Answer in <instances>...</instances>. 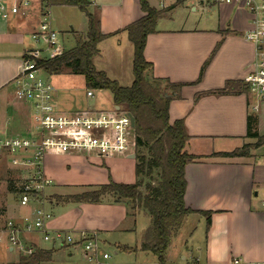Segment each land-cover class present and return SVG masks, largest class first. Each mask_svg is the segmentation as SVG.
<instances>
[{
	"label": "crops",
	"instance_id": "obj_1",
	"mask_svg": "<svg viewBox=\"0 0 264 264\" xmlns=\"http://www.w3.org/2000/svg\"><path fill=\"white\" fill-rule=\"evenodd\" d=\"M90 1V12L99 16L101 31L108 35L98 44L99 55L94 58V65L110 79L129 86L133 81V45L125 27L143 16L144 12L138 0ZM148 2L155 8L166 10V13L157 21L155 32L146 40L144 55L152 64L147 76L183 84L179 95H172L169 117L170 121L184 120L189 134L186 151L199 156L185 168L187 185L184 202L193 210L210 212L208 229L203 214L196 212L185 217L183 224L189 218L197 217V227L189 231V243L186 239L183 241L179 260L165 256L166 261L172 264H234V259L239 261L238 264L264 261V203L258 198L259 191L264 189V144L249 147L245 156L220 155L255 143L256 137L247 136L249 116L253 120L252 132L257 136L264 135V100L259 101L248 92H213L223 88L227 81L241 82L253 68L254 48L243 38V33L250 27L249 14L230 4L201 8L193 0H185L179 5L176 0H158L156 4L152 0ZM40 9V0H31L25 15L0 14V133L20 135L29 127L28 105L14 97L12 80L19 73L24 57L33 54L36 59L49 58L45 43L31 38L41 21ZM80 13L78 27L70 26L73 47L75 37L84 36L87 29V19ZM162 20L180 23L166 26L160 23ZM53 25L58 26V23ZM30 41L37 45H29ZM63 43H59L62 52L66 51ZM44 53L45 56H42ZM210 55L212 57L197 81L200 69ZM44 74L48 73L43 70L41 75ZM78 76L85 87L84 77ZM125 79L131 83H125ZM8 85L11 86L10 91ZM53 87L57 103L58 89ZM57 106L63 111L72 110L69 112L85 110L75 100L61 106L57 103ZM255 106L257 110L253 109ZM112 107L115 105L112 104ZM229 141L239 142L232 149H223V144ZM130 157L131 154L101 158L94 154L48 152L44 159V172L51 181L45 188L43 199L21 205L14 187L13 191H9L7 186L8 191L16 196L15 204L9 207L7 194L3 196L0 188V205L3 201L6 204L2 210L4 222L0 219V230L9 221L21 223L24 218L32 219L34 209L42 206L51 214L47 222L50 229L96 232L100 245H105L104 238L115 232L121 241L114 244L122 252L147 253L139 249L141 236L149 224L145 210H133L128 203L116 201L110 196L96 203L68 199L109 181L134 183L135 157ZM126 161H131L128 166L131 173L128 168L125 171L130 178H124L123 174L114 175L116 170L120 172L119 164L127 165ZM58 186L72 192L63 193ZM139 214L147 217L148 223L131 244L129 236L135 232ZM198 228L202 231L197 232ZM2 235L1 241L7 251L13 252L15 247L7 242L6 234ZM38 235L41 234L33 231L22 232L19 236L23 244L32 246L34 251L50 253L49 259L31 260L18 250V256L13 257L11 262L0 264H54L57 263L53 260L54 256L59 251L68 249L67 255L71 257L73 252L69 249L79 247H41L36 239ZM84 253L82 250L85 257Z\"/></svg>",
	"mask_w": 264,
	"mask_h": 264
},
{
	"label": "trees",
	"instance_id": "obj_2",
	"mask_svg": "<svg viewBox=\"0 0 264 264\" xmlns=\"http://www.w3.org/2000/svg\"><path fill=\"white\" fill-rule=\"evenodd\" d=\"M184 1L176 0V4H182ZM40 2L41 5L78 8L87 19V29L84 36L75 37L73 48L53 58L36 59L37 65L48 74L69 72L82 75L87 90H108L113 104L128 112L134 120L135 182L126 184L109 181L90 191L69 196L68 199L96 203L103 197L110 196L116 201L128 203L133 210L136 208L145 210L149 224L141 236L139 249L154 254L157 264H172L166 261L165 253L185 217L196 212L203 214L208 229L210 212L193 210L184 202L187 185L185 168L199 159V156L186 151L189 134L184 120L179 118L170 121L169 117L172 95L178 96L183 84L172 83L167 79L163 82L159 78L147 76L152 64L144 55L146 40L148 35L155 32L156 23L164 17L166 10L151 6L148 0H138L144 14L125 27L128 39L133 45V81L129 86H123L116 80L110 79L104 71L96 69L94 65L93 60L99 55L98 44L108 35L101 31L99 16L95 12H90L91 1L40 0ZM212 55L203 63L197 81L201 79ZM247 91L242 81H227L223 88L213 92L224 94ZM252 123L253 120L249 116L247 136L256 137L255 143L243 145L230 152H222L220 155L245 156L249 147L263 145L264 135L257 136L253 133ZM141 148H145L146 154L138 152ZM155 171H157L156 175ZM8 189L13 191L11 181L8 183ZM49 256L50 253L36 250L29 255V258L47 260Z\"/></svg>",
	"mask_w": 264,
	"mask_h": 264
},
{
	"label": "built area",
	"instance_id": "obj_3",
	"mask_svg": "<svg viewBox=\"0 0 264 264\" xmlns=\"http://www.w3.org/2000/svg\"><path fill=\"white\" fill-rule=\"evenodd\" d=\"M201 8L222 4L236 6L249 14L250 27L243 38L254 48L253 68L243 83L259 101L264 100V0H193ZM31 0H0V14L25 15ZM50 5H41V21L31 34L35 42H44L49 58L62 53L57 34L50 24ZM33 54L22 59L19 73L13 78L14 97L28 105L30 123L20 135L0 133V165L5 164L18 171L12 185L18 195L19 204L44 198L50 179L44 172V159L48 152L94 154L107 158L119 154H132L135 150L133 117L119 106L107 110L63 111L58 108L53 85L41 75L43 71ZM86 95L92 97L91 90ZM257 110L255 106L253 108ZM264 203V199L262 200ZM34 217L24 218L21 223L7 222L0 230V241L6 240L25 255L34 248L24 245L18 235L22 232H39L43 241L53 246H82L89 264H104L110 256L103 252L96 232H78L50 229L47 222L51 214L38 206ZM238 264L237 259L233 260ZM245 264H264V261Z\"/></svg>",
	"mask_w": 264,
	"mask_h": 264
},
{
	"label": "rangeland",
	"instance_id": "obj_4",
	"mask_svg": "<svg viewBox=\"0 0 264 264\" xmlns=\"http://www.w3.org/2000/svg\"><path fill=\"white\" fill-rule=\"evenodd\" d=\"M154 4L158 2V0H152ZM80 16L81 13L80 11L73 6H67V7H60L58 5L51 6L50 7V21L53 29L58 32L57 34V39L59 43L64 42L63 45L65 47V50L71 49L74 45L73 37L69 33L71 30V27L77 28L78 23L80 22ZM199 16V13L196 14V17ZM42 18V17H41ZM178 19V18H177ZM176 19V21H177ZM176 21H169V20H162L160 23H164L166 26H175L176 24H179L180 22ZM54 22L58 23V26H54ZM57 25V24H56ZM40 43V42H39ZM29 45L35 46L37 43H31L29 42ZM46 53H44L42 56H45ZM46 75V76H45ZM42 77L45 79H49V81L58 89L57 92V103L60 104H68L70 101L75 100L76 104L80 107H83L85 109H94V110H104V108H111L113 102H112V96L108 90H93V96L92 97H87L86 96V89L84 87L83 81L78 75L70 74L69 72H62L59 75H48L44 74ZM119 82H121L119 80ZM125 83H131L128 82L127 79L124 80ZM130 85V84H128ZM125 86V85H124ZM8 91L11 90V86H7ZM69 96L73 98H69ZM72 111V110H69ZM131 136L134 137V132H131ZM239 141H229L226 142V144H223L224 146L223 149H232L238 144ZM225 143V142H224ZM219 145H217L218 147ZM221 147V146H219ZM139 153L146 154L145 148H141L138 151ZM133 153V152H132ZM135 153V150H134ZM79 154H84V153H79ZM127 165H121L119 164V173L117 172L116 168V174L114 175H120L123 174L125 175V171L127 170L128 166H130L131 161H126ZM128 171L131 173V169L128 168ZM157 171H155L156 175ZM18 174V171L14 168L9 167L8 165L1 164L0 165V188L3 190V196L6 195L7 198V203L9 204V207L15 204L16 196L13 192H9L7 189L8 183L13 181V178H16ZM127 174L125 175L124 178H127ZM117 177V176H116ZM129 177V176H128ZM130 178V177H129ZM156 179V178H155ZM56 183V180H55ZM59 189L62 186H58ZM49 191V190H48ZM59 191L63 193H71L72 191L69 190H64L60 189ZM15 192V191H14ZM258 198L264 199V189L259 191ZM6 206L5 202L3 201L0 205V219L1 222H4V214L2 210ZM3 217V218H2ZM195 218V219H194ZM197 217H192L189 218L185 224H182L183 226L180 227V229L176 232L174 235L171 246L168 249L167 254L165 256H168L169 259H173L175 261L179 260L178 253L180 249L182 248V243L186 239L188 240V233L189 231L197 227ZM148 219L142 214H139L137 216V221H136V229L135 232L131 233L129 236V243H133L135 239L139 236V233L141 229H144L145 225H147ZM65 231H70L72 233H78L81 232L79 230H73V229H62ZM202 231V229L198 228V231ZM85 232V231H83ZM87 233V232H86ZM197 236V235H196ZM20 241L23 243L21 240L20 236L18 235ZM104 238V237H103ZM201 238V236H200ZM39 246L41 247H46L50 249L52 247V244L47 241H43L42 236L38 235V238H36ZM105 245L101 244V250L103 252H106L109 254V258L107 260H103L104 264H156V257L154 254L151 252L147 253H124L121 250L117 248V245L114 243H117L121 241L115 232H110L108 236L105 238ZM0 263H9L11 262V259L13 257L18 256V248L15 247L13 252H8L5 243L3 241H0ZM188 247L190 245L188 244ZM55 249H58V246H55ZM16 250V251H15ZM68 250V249H67ZM67 250H62L59 251L55 256L54 259L55 262L54 264H89V261L87 258H85L82 255V250L83 247L79 246L75 249H69V251L73 252V256L69 257L67 255ZM24 256H29L28 254L22 253ZM200 255V254H199ZM231 262V261H230ZM51 264V263H49Z\"/></svg>",
	"mask_w": 264,
	"mask_h": 264
},
{
	"label": "water",
	"instance_id": "obj_5",
	"mask_svg": "<svg viewBox=\"0 0 264 264\" xmlns=\"http://www.w3.org/2000/svg\"><path fill=\"white\" fill-rule=\"evenodd\" d=\"M166 96H170V94H166ZM115 108H117L118 109V106L117 105H115ZM135 157V153L133 152L132 154H131V157L130 158H134Z\"/></svg>",
	"mask_w": 264,
	"mask_h": 264
}]
</instances>
